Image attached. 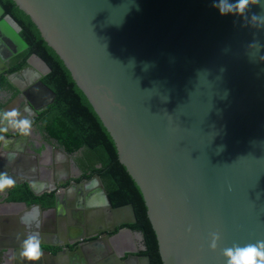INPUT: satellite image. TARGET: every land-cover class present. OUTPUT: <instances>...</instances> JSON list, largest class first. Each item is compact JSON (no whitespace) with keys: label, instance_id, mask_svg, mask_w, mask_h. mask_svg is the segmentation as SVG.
Segmentation results:
<instances>
[{"label":"water","instance_id":"obj_1","mask_svg":"<svg viewBox=\"0 0 264 264\" xmlns=\"http://www.w3.org/2000/svg\"><path fill=\"white\" fill-rule=\"evenodd\" d=\"M10 1L110 135L141 193L162 264H227L224 249L264 240V25L251 19L264 15V0L249 6L247 18L221 15L213 6L218 0ZM19 29L0 6V35L14 46L9 56L26 47ZM34 62L49 71L34 53L22 68ZM40 77L35 83L50 99L41 106L26 102L33 115L54 97ZM12 178L36 196L54 190L51 208L68 194L75 217L84 206L85 213L102 209L111 219L102 228L90 221L88 232L74 230L67 241L50 243L66 247L42 248V264L131 231L122 225L135 221L131 203L110 204L97 174L61 191L59 179L34 191L24 176ZM212 233L220 237L215 250ZM73 242L79 243L68 249ZM129 258L149 264L147 255Z\"/></svg>","mask_w":264,"mask_h":264},{"label":"trees","instance_id":"obj_2","mask_svg":"<svg viewBox=\"0 0 264 264\" xmlns=\"http://www.w3.org/2000/svg\"><path fill=\"white\" fill-rule=\"evenodd\" d=\"M0 6L19 26L18 34L26 43V47L12 57L7 70L25 65L31 53L42 59L49 68L40 81L54 93V97L34 118L35 122H39L40 131L66 153H75L74 159L82 170V176L98 175L112 206L131 203L135 221L122 226L140 233L142 249L137 251L139 255H147L149 264H162L141 193L125 167L117 160L110 135L71 76L12 2L0 0ZM0 85H3L2 79ZM78 151L79 154H76ZM51 195L49 192L32 196L26 184L22 183L13 187L9 197L31 201L44 198L45 202H42L46 203Z\"/></svg>","mask_w":264,"mask_h":264},{"label":"crops","instance_id":"obj_3","mask_svg":"<svg viewBox=\"0 0 264 264\" xmlns=\"http://www.w3.org/2000/svg\"><path fill=\"white\" fill-rule=\"evenodd\" d=\"M1 55L3 53H0ZM36 68L39 65L34 62ZM45 151L47 153V162H42L43 151L36 155V160H40L37 165V169H40L44 173V178L37 175L35 178L30 179L33 186L36 189H40V184H45L47 181L53 183L54 179L58 181L61 180L63 183L67 182L70 178L67 168L70 165L69 155H65L62 151L55 150L54 148ZM21 155V154H20ZM25 156V155H21ZM42 163V164H41ZM24 165H19L17 168ZM5 168L4 163L2 167ZM3 168V169H4ZM5 170V169H4ZM1 172V169H0ZM32 176V175H31ZM29 180V177H27ZM56 181V182H57ZM8 194H0V264H28L29 262L22 261L19 257L20 244L25 238L23 235L27 234L28 231H39L43 242H48L49 244H42V248H48L51 251L59 249V246H53L54 243L58 241V238L67 241V238L71 235L74 230L80 232H88L90 221L96 224L97 227H105L110 222V217L107 216L106 212L99 209L97 212L90 211L78 214L76 217L73 212L70 213V206L68 205L71 201V197L67 194L61 198L59 205L56 208L48 207L46 204L45 208L37 209L31 205L26 206L30 202H26V205L18 199H12ZM73 199V198H72ZM84 204V203H83ZM51 206V205H50ZM33 209H37L39 212L40 228L35 227L36 221L33 220L35 212ZM25 213H30L27 220L31 222L32 227L27 228L24 224L20 222V218L25 215ZM45 221L47 225L45 224ZM95 221V223L93 222ZM95 226V227H96ZM110 235V233H109ZM128 241V245L120 247L118 245L120 241ZM63 242V240L61 241ZM82 244V243H81ZM66 245H61L65 247ZM68 249L74 248L70 244L67 245ZM142 249L141 238L137 232L133 230L122 229L115 234L108 237L107 240L100 241L98 245H88V242L84 244L82 248L73 256L67 254H62L63 257L58 259L50 260L49 264H141L138 260H133V258L126 259V255L131 253V255H139L137 251ZM111 253H114L116 257L106 261L105 258L109 257ZM120 259V261L118 260ZM127 260V261H126ZM42 264V263H35Z\"/></svg>","mask_w":264,"mask_h":264},{"label":"flooded vegetation","instance_id":"obj_4","mask_svg":"<svg viewBox=\"0 0 264 264\" xmlns=\"http://www.w3.org/2000/svg\"><path fill=\"white\" fill-rule=\"evenodd\" d=\"M9 44L10 43L5 38L0 36V45H1L2 49H4L3 54L2 55L0 54V60L5 59V60H3L5 68L2 67L3 68L2 69L1 68L2 65H0V79H2V81H3V85H0V102L2 103L0 105V108L2 107L1 108L2 114L0 115V118H2L4 111L11 110V108H18L20 110V113H21L19 118L23 119V118L27 117V118L31 119L33 122V129H32V134L29 137H20L18 134L12 133V135L6 136L7 144L0 142V166L2 167V164L4 163L5 168L4 167L3 168L5 170L3 168H0V169H1V172H7V174L11 177H22V176H24V178L29 177V181L32 178H35V180H36L37 175L42 176V178H44L45 175H44V173L41 172L40 169H37V165L40 163V160H36L35 158H37V157H35V156L43 151L44 154L42 156V162H47V159H46L47 153H45L46 150L49 151L48 149H50L52 147L55 150H59V151L63 152L64 149L62 147L58 146L54 140L46 138L45 135L40 131V129L38 127L39 122L34 121V118L37 116L39 111H41L43 108H41V110H39L36 113V115L32 114L31 116H28V114L24 112V109L26 107V102H30L33 106H41L43 103H45L46 101H48L50 99V93L43 90L39 86L38 83H35L37 75L41 74V77L44 75L42 72V70H43L42 67L36 68L33 66L32 67L33 69L32 68L24 69L22 67L25 65H23L22 67H19L17 69L7 70L8 65L10 64V61L12 60V57L15 55L14 54L12 56H9L10 53L13 51V50H10V48L12 47L14 49V46H12L10 44L11 47H9ZM5 75H9V77L12 79V81L17 86L20 87V90H17L12 85H10L6 81V79L4 77ZM4 104H6V105L11 104V105L9 108L3 110ZM45 107H46V105H45ZM6 125H7V122L5 121L4 124L0 125V127H4ZM10 132H12V131L10 130ZM10 154H15V159L12 160L11 163H9V161L7 159ZM20 154L21 155L23 154L25 156L23 157ZM67 154L69 155V162H70V165L67 168V172L69 173L70 178H72V179H67L66 183H63L61 185H56L55 188L59 187L60 191L64 189L61 187H64V186L66 187V185L72 181L81 183V182L87 180L88 178H90L91 176H93L94 174H96V173H93L89 177L82 176V170L76 164L75 159H74L75 153H67ZM76 154H79V151ZM18 164L24 165V166L19 167V169H18L17 168ZM77 178H79V179H77ZM46 183H49V182L47 181ZM27 189H28V187H27ZM39 190H41V188L36 189V187H34V191H39ZM89 190H91V189H89ZM28 191H29V189H28ZM53 191L54 190L51 191L52 194H53ZM29 193H31V192L29 191ZM31 195L36 196V195H33L32 193H31ZM37 196H39V195H37ZM42 199L43 200H32V201L27 200V199H18V200L30 202L27 205H31L32 203H40L41 206H42V204H46L48 207H50V205H52V195H51L50 200L46 199L47 200L46 203H43V202H45V200H44V198H42ZM81 200H82V198H81ZM42 207L45 208V205H43ZM84 210H85V208H84V206H82V212H84ZM45 224L47 225L46 221H45ZM118 228L119 227H117L116 230ZM110 235H112V234H110ZM91 239H92V237L88 238V239L80 240L79 242L82 243V242H86V241L91 240ZM79 242H73L70 245L75 247L76 244ZM120 244H121V246H120ZM118 245L122 248V247H124V245L129 246V243H128V241H126L124 239L123 241H120ZM60 247L61 246H59V248ZM61 248H63V247H61ZM37 262L42 263V258L40 261H37ZM37 262H35V263H37Z\"/></svg>","mask_w":264,"mask_h":264},{"label":"clouds","instance_id":"obj_5","mask_svg":"<svg viewBox=\"0 0 264 264\" xmlns=\"http://www.w3.org/2000/svg\"><path fill=\"white\" fill-rule=\"evenodd\" d=\"M259 0H236L235 3H230L229 0H218L214 3V7L219 10L221 15L235 14L243 18H247L250 5L258 4ZM253 21L260 22V25H264V15H252ZM264 58V57H262ZM24 112L31 116V110L25 107ZM20 110L18 108H11L3 112L2 118H0V125L7 122V125L0 127V142L7 144L6 136L11 130L13 133L18 134L20 137H29L32 134L33 122L31 119L25 117L20 119ZM9 163L15 159V154L8 156ZM96 184L94 180L92 182ZM16 185V180L10 177L7 172H0V194L5 193L6 189L13 188ZM45 184H40V188L44 189ZM35 216L33 220L36 221L35 227L40 228L39 212L37 209H33ZM30 213H25L20 218V222L27 228H31V222L27 220ZM220 239L218 233H212V242L210 247L215 250L217 247V241ZM42 237L39 231H28L26 238H24L20 244L19 257L22 261L29 262V264H35L40 261L44 256L42 250ZM224 257L227 258V264H264V240L256 241L255 243H248L243 246L234 245L233 247L226 248L223 251Z\"/></svg>","mask_w":264,"mask_h":264},{"label":"rangeland","instance_id":"obj_6","mask_svg":"<svg viewBox=\"0 0 264 264\" xmlns=\"http://www.w3.org/2000/svg\"><path fill=\"white\" fill-rule=\"evenodd\" d=\"M9 47H11V45L9 44ZM10 50H13V48L11 47ZM4 49H2L1 45H0V53H3Z\"/></svg>","mask_w":264,"mask_h":264},{"label":"bare ground","instance_id":"obj_7","mask_svg":"<svg viewBox=\"0 0 264 264\" xmlns=\"http://www.w3.org/2000/svg\"><path fill=\"white\" fill-rule=\"evenodd\" d=\"M0 36L3 37V38H5L3 35H0ZM5 39L12 45V43L7 38H5Z\"/></svg>","mask_w":264,"mask_h":264}]
</instances>
